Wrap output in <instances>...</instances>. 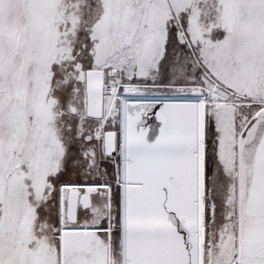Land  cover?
<instances>
[{"label": "snow or ice", "instance_id": "1", "mask_svg": "<svg viewBox=\"0 0 264 264\" xmlns=\"http://www.w3.org/2000/svg\"><path fill=\"white\" fill-rule=\"evenodd\" d=\"M0 264H264V0H0Z\"/></svg>", "mask_w": 264, "mask_h": 264}]
</instances>
